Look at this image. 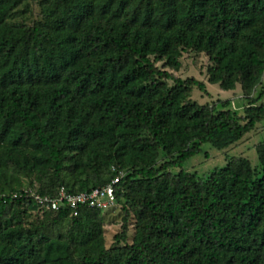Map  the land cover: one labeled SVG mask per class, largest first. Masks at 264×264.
Wrapping results in <instances>:
<instances>
[{
	"label": "trees",
	"instance_id": "obj_1",
	"mask_svg": "<svg viewBox=\"0 0 264 264\" xmlns=\"http://www.w3.org/2000/svg\"><path fill=\"white\" fill-rule=\"evenodd\" d=\"M25 1L0 0V264H264V141L259 168L242 156L203 177L182 167L264 121V86L251 96L264 0H40L38 20L12 22ZM187 51L208 57L209 83L240 86L242 114L193 101L204 82L155 64L178 71ZM117 171L126 215L110 248L99 209L38 212L19 195L89 191Z\"/></svg>",
	"mask_w": 264,
	"mask_h": 264
},
{
	"label": "rangeland",
	"instance_id": "obj_2",
	"mask_svg": "<svg viewBox=\"0 0 264 264\" xmlns=\"http://www.w3.org/2000/svg\"><path fill=\"white\" fill-rule=\"evenodd\" d=\"M40 0H26L24 5L20 6L18 11L13 14L12 22L31 25L35 20L40 18ZM181 68L178 71L171 70L164 66V62L156 61L155 64L159 68L166 70L176 77L182 79L196 78L205 84L207 93L194 87L191 93V99L199 104L211 103L220 100H229L233 102L231 108L237 113L242 114L243 108L247 105V100L243 97L240 87L233 90H222L218 84L209 83L207 80V68L209 66L208 57L203 53L184 52L181 57ZM261 85H259L253 93V97H257L264 86V72L261 77ZM169 85H172V81H168ZM257 104L264 105V93L260 96ZM219 106V104L217 103ZM246 138V139H245ZM243 143L239 145H233L225 149H217L208 143L201 145V152L186 160L182 167L190 172H195L198 176L203 177L216 168L224 167L230 157L242 156L247 158L251 165L255 168H259V160L256 147L258 143L264 141V121L257 123L255 128L246 135ZM179 169L172 168L170 171L176 173ZM20 181L24 186H27L30 182L32 184H38L34 179L21 176ZM126 213L120 206H116L113 209L103 212V230L105 247L110 248L116 242L115 235L121 231L123 218ZM128 224V237L127 242L130 243L133 235V214L130 211L127 216Z\"/></svg>",
	"mask_w": 264,
	"mask_h": 264
},
{
	"label": "built area",
	"instance_id": "obj_3",
	"mask_svg": "<svg viewBox=\"0 0 264 264\" xmlns=\"http://www.w3.org/2000/svg\"><path fill=\"white\" fill-rule=\"evenodd\" d=\"M124 176V171H117L108 183L89 191L69 192L65 188H60L52 195H43L35 190H24L19 195L28 197L36 205L38 212L44 210L57 211L65 208L76 216L81 207L94 208L106 212V210L118 206L116 192L118 184ZM16 196L17 194H13V197Z\"/></svg>",
	"mask_w": 264,
	"mask_h": 264
},
{
	"label": "crops",
	"instance_id": "obj_4",
	"mask_svg": "<svg viewBox=\"0 0 264 264\" xmlns=\"http://www.w3.org/2000/svg\"><path fill=\"white\" fill-rule=\"evenodd\" d=\"M207 81V80H206ZM259 85H261V81H260V83L253 89V91H252V93H251V96L253 95V93H254V91L256 90V88L259 86ZM237 87V86H236ZM235 87V88H236ZM240 87V86H239ZM241 90V89H240ZM243 95V94H242ZM232 104H233V102L231 103V106H232ZM248 135V134H247ZM246 137V135L242 138V139H244ZM240 140L239 142H237V144H235V145H239L240 143H243V141L244 140ZM246 139V138H245ZM239 143V144H238Z\"/></svg>",
	"mask_w": 264,
	"mask_h": 264
}]
</instances>
